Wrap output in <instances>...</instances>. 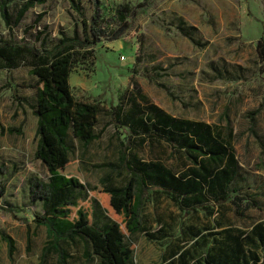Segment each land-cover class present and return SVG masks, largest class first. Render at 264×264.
Returning <instances> with one entry per match:
<instances>
[{
  "label": "rangeland",
  "instance_id": "374dc122",
  "mask_svg": "<svg viewBox=\"0 0 264 264\" xmlns=\"http://www.w3.org/2000/svg\"><path fill=\"white\" fill-rule=\"evenodd\" d=\"M20 2L11 0L10 11L14 12ZM77 2L80 13L90 21L92 2ZM101 2V13L106 18L124 3L136 13L128 18L130 26L118 39L104 37L91 47L88 58L73 64L69 74L75 98L100 106L95 131L102 127L103 132L97 140L85 145L70 132V158L79 165L85 187H93L102 177L107 178L108 186H123L127 179L111 164L117 163L128 132L109 125L108 112L123 92L133 89L129 81L133 74L140 93L149 102L173 117L203 120L230 141L238 163L232 186L244 199L238 213L233 195L220 204L211 199L188 210L162 190L147 189L140 211L142 230L125 239L133 246L128 264H192L209 247L219 244L225 230L242 232L247 235L245 243L251 236L260 245L259 234L264 231V61L256 46L261 37L264 41V0ZM42 11L43 19L33 26V19ZM80 22L70 0H47L9 29L0 17V37L37 48L43 40L49 47L62 33L71 35L75 25L81 36ZM180 25L186 36L179 33ZM29 26L31 29L25 32ZM118 26L114 22L111 27L114 30ZM39 31L43 34L37 38ZM189 37L198 44L194 45ZM28 69L26 64L8 71L0 69V124L22 129L21 135L0 134V179L7 186L0 204L26 209L15 215L0 209V230L16 241L12 258L7 257L5 245L1 246V264H39L47 241L45 227L33 222V214L41 207L39 201L30 202L29 180L45 181L48 171L34 156L36 117L18 99L34 102L35 78ZM136 141L129 149L142 160L160 161L175 173L190 167L183 152L164 140L149 138L141 146ZM251 201L256 208L248 206ZM102 218L97 210V219ZM61 245L69 253V264H96L82 240L75 238ZM252 248L263 259L264 250ZM43 264L58 263L49 254Z\"/></svg>",
  "mask_w": 264,
  "mask_h": 264
},
{
  "label": "trees",
  "instance_id": "16d2710c",
  "mask_svg": "<svg viewBox=\"0 0 264 264\" xmlns=\"http://www.w3.org/2000/svg\"><path fill=\"white\" fill-rule=\"evenodd\" d=\"M90 1L93 12L88 21L80 13V3L70 0L81 21V36L78 25H75L71 35L62 33L49 47L41 40L39 48L0 37V69L8 71L26 64L28 73L35 78L34 102L29 103L24 97L18 99L36 117L34 156L48 171L45 181L29 180L30 202H41V212L33 214V222L35 226H44L47 232L39 264H43L49 254L56 257L58 264H69V253L61 242H72L75 238L82 240L91 250L96 264H128L133 246L127 245L125 239L142 230L140 211L144 205V192L151 187L169 194L179 206L188 210L211 199L220 204L233 195L232 201L238 213L244 200L238 195L240 190L232 186L238 163L230 141L203 120L173 117L149 102L140 93L133 74L129 76L133 89L123 92L118 103L108 112L109 125L115 129L123 127L128 132L117 163L111 164L119 172H124L127 179L123 186H108L107 178L102 177L93 187H85L79 165L70 158L73 151L69 143L70 132L85 145L97 140L103 132L102 127L99 132L95 131L100 106L96 102L75 98L69 74L73 64L80 58H88V54H92L91 49L104 37L118 39L130 26L128 18L136 13L134 8L124 3L106 18L101 13L102 0ZM10 2L0 0V17L8 29L17 26L30 9L44 5L47 0H21L14 12L10 11ZM138 6L143 7L144 4ZM44 15V11L37 13L33 26L38 25ZM114 22L119 26L113 30ZM29 29L30 26L24 31ZM177 29L186 36L182 25ZM42 34L39 31L36 37L40 38ZM189 38L194 45L198 44ZM256 49L264 61L263 37L258 40ZM21 133V126L4 127L0 124L1 135ZM149 138L164 140L167 145L183 152L190 167L175 173L160 161L140 159L129 149L131 142L137 140L141 146ZM6 187V182L0 179V197L5 194ZM248 206L256 208L257 205L251 201ZM0 209L14 215L26 210L1 204ZM97 210L103 217L102 222L97 219ZM223 233L224 238L218 241L219 244L209 247L192 264H264V256L260 259L252 248L264 250V231L259 234L260 245L251 236L245 243L247 235L239 231L225 230ZM2 243L6 245L7 257L12 258L16 252V241L0 230V253Z\"/></svg>",
  "mask_w": 264,
  "mask_h": 264
},
{
  "label": "crops",
  "instance_id": "0c3cea01",
  "mask_svg": "<svg viewBox=\"0 0 264 264\" xmlns=\"http://www.w3.org/2000/svg\"><path fill=\"white\" fill-rule=\"evenodd\" d=\"M40 202V201H39ZM40 207H41V202H40ZM37 212H41L40 210H37ZM46 229V228H45ZM4 243L1 244V246L3 245ZM5 245V244H4ZM6 247V245H5Z\"/></svg>",
  "mask_w": 264,
  "mask_h": 264
},
{
  "label": "built area",
  "instance_id": "2783aa9c",
  "mask_svg": "<svg viewBox=\"0 0 264 264\" xmlns=\"http://www.w3.org/2000/svg\"><path fill=\"white\" fill-rule=\"evenodd\" d=\"M121 58H124V56H121Z\"/></svg>",
  "mask_w": 264,
  "mask_h": 264
}]
</instances>
